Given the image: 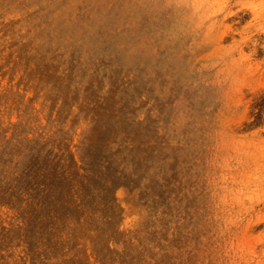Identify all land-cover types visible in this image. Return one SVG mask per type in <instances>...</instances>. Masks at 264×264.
Here are the masks:
<instances>
[{
    "label": "rangeland",
    "instance_id": "obj_1",
    "mask_svg": "<svg viewBox=\"0 0 264 264\" xmlns=\"http://www.w3.org/2000/svg\"><path fill=\"white\" fill-rule=\"evenodd\" d=\"M0 264H264V0H0Z\"/></svg>",
    "mask_w": 264,
    "mask_h": 264
}]
</instances>
